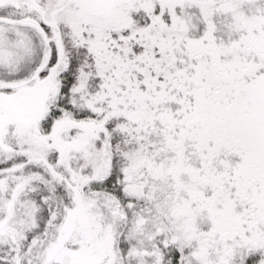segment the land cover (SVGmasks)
I'll return each mask as SVG.
<instances>
[{
	"label": "snow or ice",
	"instance_id": "snow-or-ice-1",
	"mask_svg": "<svg viewBox=\"0 0 264 264\" xmlns=\"http://www.w3.org/2000/svg\"><path fill=\"white\" fill-rule=\"evenodd\" d=\"M0 264H264V0H0Z\"/></svg>",
	"mask_w": 264,
	"mask_h": 264
}]
</instances>
